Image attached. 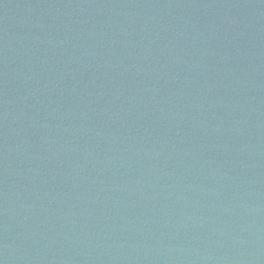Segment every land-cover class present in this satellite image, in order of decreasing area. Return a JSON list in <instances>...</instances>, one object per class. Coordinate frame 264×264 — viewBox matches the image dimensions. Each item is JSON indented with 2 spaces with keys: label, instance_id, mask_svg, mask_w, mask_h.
I'll return each instance as SVG.
<instances>
[{
  "label": "water",
  "instance_id": "obj_1",
  "mask_svg": "<svg viewBox=\"0 0 264 264\" xmlns=\"http://www.w3.org/2000/svg\"><path fill=\"white\" fill-rule=\"evenodd\" d=\"M0 264H264V0H0Z\"/></svg>",
  "mask_w": 264,
  "mask_h": 264
}]
</instances>
